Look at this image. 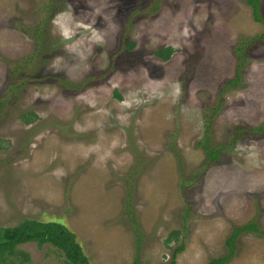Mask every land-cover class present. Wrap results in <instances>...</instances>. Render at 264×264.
Masks as SVG:
<instances>
[{"label": "rangeland", "instance_id": "obj_1", "mask_svg": "<svg viewBox=\"0 0 264 264\" xmlns=\"http://www.w3.org/2000/svg\"><path fill=\"white\" fill-rule=\"evenodd\" d=\"M263 30L246 0H0V226L58 220L92 264H169L179 243L175 264H205L233 227L264 230ZM235 246L225 264H264V233Z\"/></svg>", "mask_w": 264, "mask_h": 264}, {"label": "trees", "instance_id": "obj_2", "mask_svg": "<svg viewBox=\"0 0 264 264\" xmlns=\"http://www.w3.org/2000/svg\"><path fill=\"white\" fill-rule=\"evenodd\" d=\"M250 5L252 18L264 25V15L261 11L260 0H246ZM258 38L264 39V30L258 34ZM240 42H250L246 38L240 39ZM133 41H130V46ZM237 57L242 58L244 56V46L236 45ZM173 50L170 45H165L155 49L154 53L162 59H167ZM239 63L235 68L234 76L231 79L224 81L225 85L235 86L239 81ZM2 101H0L1 103ZM19 117L26 123L36 118L37 115L34 111H26L19 114ZM264 123L252 127L253 130H258L263 127ZM208 124L205 126L207 132ZM205 156L206 161H214L218 157V148L210 145L209 137L207 133H204L201 141H199ZM2 144L0 143V146ZM242 230H252L264 233L263 229H260L255 221H248L246 223L237 225L232 228L230 233L225 237L224 243L226 246V252L218 255L211 256L205 264H225L235 253V238ZM178 229L174 230L173 233L176 238ZM27 241H35L41 245L43 243H50L60 249L64 255L62 262H51L46 264H92L84 252L82 245L76 238L75 232L66 226L64 223L55 219H39L34 217H23L17 224L10 226H0V264H9V255L21 254L22 259H27L25 252L16 248L17 244L24 243ZM182 243H179L172 249L171 258L169 264H175L176 254L182 249ZM135 264V263H133Z\"/></svg>", "mask_w": 264, "mask_h": 264}]
</instances>
